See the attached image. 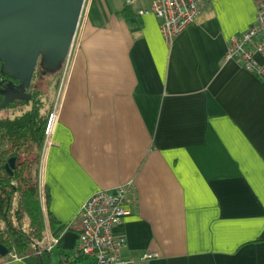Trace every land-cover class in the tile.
<instances>
[{
	"label": "crops",
	"instance_id": "obj_1",
	"mask_svg": "<svg viewBox=\"0 0 264 264\" xmlns=\"http://www.w3.org/2000/svg\"><path fill=\"white\" fill-rule=\"evenodd\" d=\"M150 1L84 2L41 153L40 245L54 223L52 264H71L82 202L132 180L113 227L131 264H264V78L224 58L256 0H212L169 42L138 13Z\"/></svg>",
	"mask_w": 264,
	"mask_h": 264
},
{
	"label": "built area",
	"instance_id": "obj_2",
	"mask_svg": "<svg viewBox=\"0 0 264 264\" xmlns=\"http://www.w3.org/2000/svg\"><path fill=\"white\" fill-rule=\"evenodd\" d=\"M212 0H151L150 6L138 9L139 14L153 13L160 18V30L169 42L174 35L193 22L201 8ZM130 4L132 0H124ZM255 19L241 33L232 34L224 58H236L241 64L264 78V60L255 54H264V0H256ZM84 17L83 10L80 19ZM54 106L48 114L45 137L51 134L58 115ZM133 181L128 180L111 188H99L81 204L77 219L80 222L76 251L87 258L88 264H131L132 256L122 253L125 237L113 230L130 208ZM57 241L51 235L45 240L49 249ZM15 256V254H13Z\"/></svg>",
	"mask_w": 264,
	"mask_h": 264
},
{
	"label": "water",
	"instance_id": "obj_3",
	"mask_svg": "<svg viewBox=\"0 0 264 264\" xmlns=\"http://www.w3.org/2000/svg\"><path fill=\"white\" fill-rule=\"evenodd\" d=\"M85 0H0V68L29 79L39 68H61L79 25ZM8 248L0 242V254Z\"/></svg>",
	"mask_w": 264,
	"mask_h": 264
},
{
	"label": "trees",
	"instance_id": "obj_4",
	"mask_svg": "<svg viewBox=\"0 0 264 264\" xmlns=\"http://www.w3.org/2000/svg\"><path fill=\"white\" fill-rule=\"evenodd\" d=\"M47 119V115L39 112L36 118L38 152L32 154L30 149L25 150L18 172L10 174L4 171L0 157V218L5 225L0 230V242L7 246L8 253L23 257L30 264H52L51 252L45 245H40L44 224L39 196L38 162L44 144ZM51 225L54 236L58 238L59 229H56L54 223ZM34 244L37 245L36 249ZM75 255L71 264H88L84 255L78 252Z\"/></svg>",
	"mask_w": 264,
	"mask_h": 264
},
{
	"label": "flooded vegetation",
	"instance_id": "obj_5",
	"mask_svg": "<svg viewBox=\"0 0 264 264\" xmlns=\"http://www.w3.org/2000/svg\"><path fill=\"white\" fill-rule=\"evenodd\" d=\"M61 70H43L36 63L26 80L0 68V157L4 171L18 172L25 150L38 152L36 118L39 112L48 116Z\"/></svg>",
	"mask_w": 264,
	"mask_h": 264
},
{
	"label": "rangeland",
	"instance_id": "obj_6",
	"mask_svg": "<svg viewBox=\"0 0 264 264\" xmlns=\"http://www.w3.org/2000/svg\"><path fill=\"white\" fill-rule=\"evenodd\" d=\"M66 62H67V60L63 63V65L61 66V68L60 69H62L61 70V75H60V79H59V81H58V86H57V89H58V87H59V84L61 83V80H62V78H63V73H64V69H66V67H65V65H66ZM57 91V90H56ZM55 96H54V100H53V102L51 103V105H50V111H51V109L53 108V106H57L56 108H57V110H58V101H60V100H58V97H57V95L56 94H54ZM49 138V137H48ZM48 138H44V142H45V140H47ZM44 145V144H43ZM42 149H43V146H42V148H41V151H40V154H39V156H40V158H39V162H38V167H39V165L41 164V162H42V155H41V153H42ZM39 189H40V186H39Z\"/></svg>",
	"mask_w": 264,
	"mask_h": 264
}]
</instances>
